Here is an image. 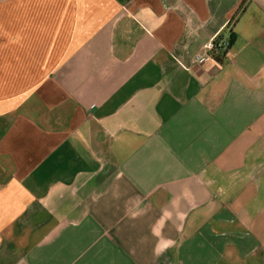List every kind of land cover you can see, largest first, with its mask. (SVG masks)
Wrapping results in <instances>:
<instances>
[{
  "label": "crops",
  "instance_id": "crops-1",
  "mask_svg": "<svg viewBox=\"0 0 264 264\" xmlns=\"http://www.w3.org/2000/svg\"><path fill=\"white\" fill-rule=\"evenodd\" d=\"M0 264H264V0H0Z\"/></svg>",
  "mask_w": 264,
  "mask_h": 264
},
{
  "label": "built area",
  "instance_id": "built-area-1",
  "mask_svg": "<svg viewBox=\"0 0 264 264\" xmlns=\"http://www.w3.org/2000/svg\"><path fill=\"white\" fill-rule=\"evenodd\" d=\"M226 47L225 43L218 37L210 39L202 49L193 55V64H203L211 60Z\"/></svg>",
  "mask_w": 264,
  "mask_h": 264
},
{
  "label": "trees",
  "instance_id": "trees-1",
  "mask_svg": "<svg viewBox=\"0 0 264 264\" xmlns=\"http://www.w3.org/2000/svg\"><path fill=\"white\" fill-rule=\"evenodd\" d=\"M232 37L234 38V36H232ZM225 48H226V47H225ZM225 48H224V50H221V51L218 53V55H219V54H220V55L223 54L224 51L226 50Z\"/></svg>",
  "mask_w": 264,
  "mask_h": 264
}]
</instances>
